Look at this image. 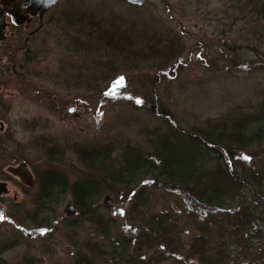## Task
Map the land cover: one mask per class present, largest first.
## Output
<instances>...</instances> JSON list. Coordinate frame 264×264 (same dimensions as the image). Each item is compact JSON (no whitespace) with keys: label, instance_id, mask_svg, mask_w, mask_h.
I'll return each instance as SVG.
<instances>
[{"label":"rangeland","instance_id":"obj_1","mask_svg":"<svg viewBox=\"0 0 264 264\" xmlns=\"http://www.w3.org/2000/svg\"><path fill=\"white\" fill-rule=\"evenodd\" d=\"M77 1L80 0H66L50 9L45 30L27 52L16 54L15 73L12 44L0 43V122L4 128L0 134V183H5L7 190L0 197V264H69L75 250L81 251L99 239L98 229L88 216L76 209L70 217L64 213L68 201L73 200L71 186L78 182L93 183L102 191L100 204L108 208L106 214L121 228V234L133 227L134 223L124 216L141 186L109 187L111 180L102 181V175L85 165L77 151L82 150L81 154L87 156L94 149L115 159L116 153L126 147L144 150L146 132L166 123L151 112V100L172 110L178 126L185 128L186 121L199 132L210 128L209 119L226 117L236 107H256L258 101H264V60L250 68H237L235 63L249 56L246 50L250 49L244 46L253 23L241 20L238 9L247 0H147L142 7L132 8L124 1L92 0L93 8L116 15L121 21L118 33L135 23H159L162 28L157 30L158 36L165 44L173 42L180 55L163 69L150 67L149 63H137L136 68L134 62L118 59L116 65L124 66L105 84L94 74L88 82L82 70L84 66L92 68L94 61L108 65L112 60L73 54L72 49L66 51V44H62L64 29L51 20L53 15L61 14L57 10H70L91 0ZM250 43L264 49V39ZM121 78L122 85L109 88ZM74 103L77 107L70 114L67 110ZM250 111L253 110H247ZM244 149L236 155L244 169L264 168V137ZM12 152L25 159L26 164L8 160ZM13 168L27 172L32 184H24L11 173ZM47 174L60 175L67 188L56 204L48 206L40 200V179ZM157 186L144 190L149 197L146 205L149 213L166 210L172 219L179 217L177 231H171L163 241L172 243L175 253H168L163 242L150 251L142 248L137 255L131 248L130 252L145 263L149 258L159 262V254L168 258L161 264L194 263L193 218L199 214L193 212L200 211V207L188 209L186 195L183 199L181 193L165 183ZM105 201L116 209L123 208L125 214L123 211L113 215L112 207ZM184 205L187 209L181 212ZM191 211L190 217L187 213ZM136 231L134 237L140 234Z\"/></svg>","mask_w":264,"mask_h":264},{"label":"trees","instance_id":"obj_2","mask_svg":"<svg viewBox=\"0 0 264 264\" xmlns=\"http://www.w3.org/2000/svg\"><path fill=\"white\" fill-rule=\"evenodd\" d=\"M91 5L92 0L70 10L56 9L61 14L53 15L51 19L55 26L61 25L64 29L62 44H66V51L72 49L73 54L84 53L89 58L112 60L108 65L99 60L98 63L92 62V68L84 66L82 72L88 82L93 79L92 74L97 75L103 84L112 81L124 66L116 65L118 59L123 63L132 61L136 68L137 63L140 66L149 63L150 67L163 69L180 57L173 42L165 44L158 36L157 30L162 28L159 23H135L118 33L122 23L116 15L104 14ZM238 9L242 13L241 20L253 23L249 25L253 31H248V41L244 46L250 49L246 50L249 56L235 63L237 68H250L264 60L263 47L249 45L251 41L264 39V0H247ZM93 69L94 73L91 72ZM150 102L151 112L166 122L167 127L164 124V127L147 131L144 150L126 147L112 159L110 154L97 153L94 149L84 156L78 149L82 162L102 175V181L103 178L104 181L106 178L111 180L109 187L141 186V190L134 194L126 214L123 212L124 217L134 223L133 227L121 234V228L107 216L108 208L100 204L102 191L97 186L86 181L71 186L73 200L69 201L76 212L92 220L98 229L99 239L81 251L80 248L75 250L69 264H161L167 261L165 254H159V262L149 258L145 263L130 252L133 249L137 255L142 248L150 251L158 243L164 244L163 248H167L168 253H175L171 248L173 244L163 241L168 239L171 231H177L175 225L179 217L175 215L172 219L166 210L149 213L146 205L149 197L144 194L149 186L158 188L157 185L164 183L181 193L183 199L187 197L188 209L200 207L201 212L195 209L193 212L199 214L193 218L196 233L191 239L196 246V258L189 264H264V168L244 169V165L236 160V155L246 150L244 147L257 144L264 137V101H258L256 107L250 104L244 108L236 107L226 117L209 119L212 125L203 132L190 127L186 121V129L178 126L172 110L158 105L156 99ZM40 183V200L47 206L56 204L57 198L67 190L66 181L58 174H47ZM185 207L183 210L179 208L181 212L187 209ZM191 213L187 214L191 217ZM136 229L140 234L134 237ZM178 237H175L176 242Z\"/></svg>","mask_w":264,"mask_h":264},{"label":"flooded vegetation","instance_id":"obj_3","mask_svg":"<svg viewBox=\"0 0 264 264\" xmlns=\"http://www.w3.org/2000/svg\"><path fill=\"white\" fill-rule=\"evenodd\" d=\"M63 0H59L58 3L55 4L54 7L59 5V2H62ZM146 2V1H145ZM19 11L18 9L14 7H9L7 10H5V13L3 14L4 22H5V29L2 31V37L4 40H0V43L6 44L8 42V45L12 44V59L14 60L13 62V68L12 70L14 71L15 68V63H16V54L18 52H27L28 51V46L31 43H34L35 40H37L38 35L45 30V23L48 20V13L50 11L51 7L48 9V11L45 12L42 18L41 22V28H39L40 21L38 16V12H32L33 10L29 9L27 6H24L23 2L19 3ZM142 7V6H141ZM12 13H16L17 20H19L21 17L23 19L22 22L19 24H16L14 22V18L12 17ZM0 25H1V20H0ZM38 30L37 33L31 35L34 31ZM20 44V45H19ZM7 65L3 68L4 70L6 69ZM15 73V71H14ZM75 101V100H74ZM2 107V106H1ZM77 105L74 103V105L70 108H68L67 112L70 114H73L74 109H76ZM0 134L4 132L3 128V122H0ZM22 156V155H21ZM8 160L13 159V161L16 164H21L22 166L26 164V160L19 155H16L15 152H12L7 156ZM15 171L17 170L16 168H13ZM18 171V170H17ZM22 172V171H21ZM17 176V175H15ZM19 178V176H17ZM32 184V183H31ZM0 191H2V188L0 187ZM6 194V192H2L0 194V197L2 194ZM3 206H1L0 203V212L2 213L3 217V212L1 211ZM2 221V220H1ZM1 223V222H0Z\"/></svg>","mask_w":264,"mask_h":264},{"label":"water","instance_id":"obj_4","mask_svg":"<svg viewBox=\"0 0 264 264\" xmlns=\"http://www.w3.org/2000/svg\"><path fill=\"white\" fill-rule=\"evenodd\" d=\"M59 0H0V20H1V25H0V40H4L2 37V31L5 29V22H4V18H3V14L5 13V10H7L9 7H14L15 9L17 8L19 11V3L23 2L24 6H27L29 9L33 10L32 12H38V16H40L39 21H40V25L39 28H41V22H42V18L43 15L45 14L46 11H48L49 8L55 6L56 3H58ZM121 1H125L128 4L132 5V6H142L146 0H121ZM12 17L14 18V22L16 24H19L20 22L23 21V19L21 17H19L20 19L17 20L16 17V13H12ZM38 30L34 31L33 33H31V35L37 33ZM120 80L113 82L112 84H110L109 88L111 89H116L117 86L121 85V83H119ZM18 170V171H17ZM16 171L14 169L11 170V173H13L14 175L19 176V178L22 180V182L26 185H31L32 183V178L29 176V174L25 171H22L17 169ZM0 187L2 188V191H0V194L2 192H6V184L5 183H0ZM106 205L109 207H112L113 209V215H116L117 213H122L123 209H116L114 206H111V202L110 201H105ZM73 207V203L70 201L68 202L67 206H66V210L64 211L66 217H70L72 215L75 214V209L72 208ZM0 217H2V213L0 212ZM2 219H0L1 222Z\"/></svg>","mask_w":264,"mask_h":264},{"label":"snow or ice","instance_id":"obj_5","mask_svg":"<svg viewBox=\"0 0 264 264\" xmlns=\"http://www.w3.org/2000/svg\"><path fill=\"white\" fill-rule=\"evenodd\" d=\"M119 83L123 84V78L120 79ZM114 91H115V90H113V92H114ZM137 102L139 103L140 101H137ZM244 159H246V160H250L251 158H250V157H244ZM121 214H123V213H121ZM0 219H2V217H0Z\"/></svg>","mask_w":264,"mask_h":264}]
</instances>
